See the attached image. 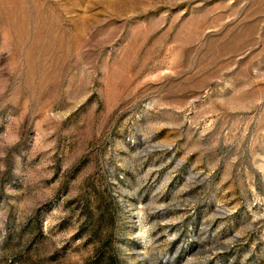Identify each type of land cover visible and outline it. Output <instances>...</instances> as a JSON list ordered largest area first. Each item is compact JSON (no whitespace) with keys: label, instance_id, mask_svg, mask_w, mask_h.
<instances>
[{"label":"rangeland","instance_id":"rangeland-1","mask_svg":"<svg viewBox=\"0 0 264 264\" xmlns=\"http://www.w3.org/2000/svg\"><path fill=\"white\" fill-rule=\"evenodd\" d=\"M0 264H264V0H0Z\"/></svg>","mask_w":264,"mask_h":264}]
</instances>
